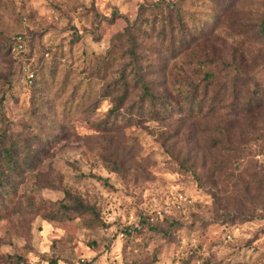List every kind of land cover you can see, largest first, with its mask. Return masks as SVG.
I'll use <instances>...</instances> for the list:
<instances>
[{
    "label": "rangeland",
    "instance_id": "374dc122",
    "mask_svg": "<svg viewBox=\"0 0 264 264\" xmlns=\"http://www.w3.org/2000/svg\"><path fill=\"white\" fill-rule=\"evenodd\" d=\"M0 264H264V0H0Z\"/></svg>",
    "mask_w": 264,
    "mask_h": 264
},
{
    "label": "trees",
    "instance_id": "16d2710c",
    "mask_svg": "<svg viewBox=\"0 0 264 264\" xmlns=\"http://www.w3.org/2000/svg\"><path fill=\"white\" fill-rule=\"evenodd\" d=\"M212 79L211 78V82H209V84L211 83L212 84ZM229 85L230 86H225L224 87V91L225 93L226 92H229L230 95L232 96L230 102L227 104L229 108H231L232 110H236L239 108L238 110V114L239 115H249V116H252L253 115V112L254 110L259 112L261 107L263 106L260 102H258L257 98H256V93L258 92V90H253L249 97L245 100V101H238L239 97H238V89H237V86H236V80H235V76H232V78L229 79ZM257 85V82H254V87ZM208 86H206L207 88V93H209V89H208ZM143 90L147 93V95H150L151 92H150V89L147 85H143ZM219 93V92H218ZM151 97H153L154 95H150ZM221 99V98H220ZM212 100L213 102L216 100V96H212ZM260 103V104H259ZM211 107H214V104L211 103ZM202 107L199 108V105H196V103H193L190 105V107L188 108V111H189V114L190 116H193L194 115H198L200 114V110H201ZM166 111V110H164ZM225 143V147L224 149L226 150H232L234 149L233 147H231V143L232 141L230 139H227L226 142H223ZM4 197H9V195H5Z\"/></svg>",
    "mask_w": 264,
    "mask_h": 264
},
{
    "label": "built area",
    "instance_id": "2783aa9c",
    "mask_svg": "<svg viewBox=\"0 0 264 264\" xmlns=\"http://www.w3.org/2000/svg\"><path fill=\"white\" fill-rule=\"evenodd\" d=\"M17 47H18L19 49H23V48H24V44L20 41V42H18ZM25 70L27 71L28 79H29L30 81H32L33 78L35 77L34 72H31V71L28 70L27 68H25ZM177 199H179V200H183V199H185V197H184L183 194H178Z\"/></svg>",
    "mask_w": 264,
    "mask_h": 264
}]
</instances>
